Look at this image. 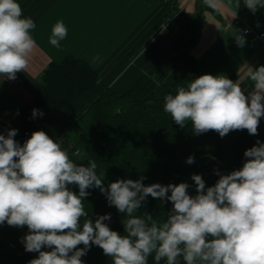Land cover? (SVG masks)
Here are the masks:
<instances>
[{"label": "clouds", "instance_id": "1", "mask_svg": "<svg viewBox=\"0 0 264 264\" xmlns=\"http://www.w3.org/2000/svg\"><path fill=\"white\" fill-rule=\"evenodd\" d=\"M205 3L215 7L214 0ZM245 6L255 14L264 0H245ZM34 28L31 18H22L17 0H0V82L15 80L28 67L36 46L30 34ZM66 36L67 28L57 22L49 43L59 47ZM237 42L243 46L245 41L238 35ZM247 75L254 82L247 94L239 81L225 75H200L167 95L164 111L182 128L190 121L197 135L215 131L224 137L235 130L258 135L264 117V65L250 67ZM37 114L33 109V117ZM16 135V129L0 134V225L27 226L25 250L39 253L29 264H84L81 257L92 245L111 257L112 264H148L149 257L155 264H264V143L257 141L244 152L239 170L217 173L213 186L206 187L202 176L193 174L196 194L190 195L186 182L145 186L143 178L118 179L105 187L94 160L88 166L73 162L62 142L42 130L23 145ZM91 188L126 214L125 235L105 223L110 214L88 218L84 198ZM149 196L171 202L163 222L149 213L134 215Z\"/></svg>", "mask_w": 264, "mask_h": 264}, {"label": "trees", "instance_id": "2", "mask_svg": "<svg viewBox=\"0 0 264 264\" xmlns=\"http://www.w3.org/2000/svg\"><path fill=\"white\" fill-rule=\"evenodd\" d=\"M152 1L163 2L168 12H175L178 29L186 31L174 47L176 64L181 70L168 93L160 96L157 81L148 74L124 92L105 87L99 70L91 63L68 56L60 62H50L42 73L41 90L17 112L23 128L14 139L23 145L34 131L46 132L62 142L61 147L73 162L88 166L94 160L95 171L105 187L118 179L143 178L145 186L186 182L190 185L189 194L195 195L193 174L201 175L206 187L213 186L219 179L217 173L229 174L242 168L244 152L257 141L264 143V134L257 138L247 130H235L224 137L215 131L197 135L190 121L182 128L164 111L167 95H175L178 86L186 87L192 79L203 75L193 49L201 39L205 13L210 8L201 5L196 12L189 13L179 7L178 0H149ZM229 79L239 81V76L234 73ZM239 83L246 91L247 83ZM33 109L38 110L35 117ZM10 129L0 118V134L7 135ZM189 156L194 163H186ZM70 187L78 193V186ZM87 191L90 194L84 198V206L88 218L95 221L98 216L110 214L111 219L105 223L125 235L122 220L126 214L110 206L98 188ZM171 208V202L149 196L134 215L142 217L149 213L163 222ZM27 234V226L14 227L6 222L0 225V264H29L38 257L39 253L25 250L22 240ZM81 259L84 264H112V258L95 245ZM148 264H155L152 257Z\"/></svg>", "mask_w": 264, "mask_h": 264}, {"label": "crops", "instance_id": "3", "mask_svg": "<svg viewBox=\"0 0 264 264\" xmlns=\"http://www.w3.org/2000/svg\"><path fill=\"white\" fill-rule=\"evenodd\" d=\"M22 18H31L35 28L30 34L36 42L29 54L28 67L16 73L15 80L0 82V118L17 133L23 124L17 117L16 100L27 104L40 91L41 75L52 61L69 54L83 57L101 73V83L119 92L128 90L142 75L158 83L164 96L179 76L174 47L186 31L178 29L175 12H168L163 2L147 0H17ZM189 13L201 5L208 6L202 36L193 49L203 74L236 73L247 83L245 94L254 82L247 73L264 65V41L252 42L242 35L244 27L264 32V8L253 14L245 0H178ZM239 4V7H237ZM63 22L67 36L55 47L49 43L52 29ZM244 39L239 46L237 36ZM105 48V49H104ZM37 94V93H36ZM21 107V106H20ZM264 134V117L260 119L257 138Z\"/></svg>", "mask_w": 264, "mask_h": 264}, {"label": "built area", "instance_id": "4", "mask_svg": "<svg viewBox=\"0 0 264 264\" xmlns=\"http://www.w3.org/2000/svg\"><path fill=\"white\" fill-rule=\"evenodd\" d=\"M241 33L248 36L252 42L264 41V32H257L251 27H244Z\"/></svg>", "mask_w": 264, "mask_h": 264}, {"label": "rangeland", "instance_id": "5", "mask_svg": "<svg viewBox=\"0 0 264 264\" xmlns=\"http://www.w3.org/2000/svg\"><path fill=\"white\" fill-rule=\"evenodd\" d=\"M64 1V0H63ZM147 3L149 4V3H151V2H149V0L147 1ZM105 49V48H104ZM68 56H73V57H76V58H78V59H82V60H85V61H87L89 64L91 63L90 62V60H87V59H85V58H83V57H79V56H76V55H74V54H69ZM68 56H66V57H68ZM65 57V58H66ZM64 58V59H65ZM64 59H62V60H64ZM61 60V61H62ZM60 62V61H59ZM50 64V63H49ZM48 64V65H49ZM92 64V63H91ZM93 65V64H92ZM48 67V66H47ZM46 67V68H47ZM44 72V71H43ZM41 77H42V75H41ZM100 77H101V73H100ZM100 81H101V78H100ZM102 84V83H101ZM40 90H41V86H40V88H39ZM36 93H39V92H35V96H36ZM33 97H32V99L35 97L34 95H32ZM30 103V102H29ZM28 103V104H29ZM27 105V103L26 102H23V105H22V103L19 105V102L16 100V102H15V109L17 110L18 108V110H17V112L22 108V107H24V106H26ZM21 106V107H20ZM187 123V122H186ZM21 230H23L24 231V233H25V230L24 229H21Z\"/></svg>", "mask_w": 264, "mask_h": 264}]
</instances>
